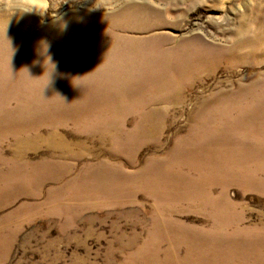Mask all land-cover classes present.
<instances>
[{
  "label": "rangeland",
  "instance_id": "374dc122",
  "mask_svg": "<svg viewBox=\"0 0 264 264\" xmlns=\"http://www.w3.org/2000/svg\"><path fill=\"white\" fill-rule=\"evenodd\" d=\"M0 264H264V0H0Z\"/></svg>",
  "mask_w": 264,
  "mask_h": 264
}]
</instances>
